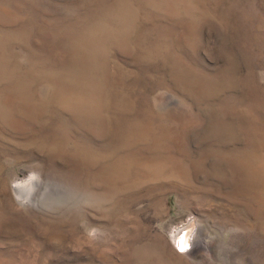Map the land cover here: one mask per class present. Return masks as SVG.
I'll return each mask as SVG.
<instances>
[{"label": "rangeland", "instance_id": "1", "mask_svg": "<svg viewBox=\"0 0 264 264\" xmlns=\"http://www.w3.org/2000/svg\"><path fill=\"white\" fill-rule=\"evenodd\" d=\"M0 264H264V0H0Z\"/></svg>", "mask_w": 264, "mask_h": 264}, {"label": "clouds", "instance_id": "2", "mask_svg": "<svg viewBox=\"0 0 264 264\" xmlns=\"http://www.w3.org/2000/svg\"><path fill=\"white\" fill-rule=\"evenodd\" d=\"M33 178H34L33 176L28 177L27 182H30L31 179H33ZM25 183H26L25 181L17 180V181H14L13 185H12L13 190H14L15 199L21 207H23L24 205H26L28 203L27 197H21L15 190L18 188L24 187ZM89 236L91 238H94L95 237V231L90 232ZM185 248H187V249L189 248L187 242L185 243Z\"/></svg>", "mask_w": 264, "mask_h": 264}, {"label": "snow or ice", "instance_id": "3", "mask_svg": "<svg viewBox=\"0 0 264 264\" xmlns=\"http://www.w3.org/2000/svg\"><path fill=\"white\" fill-rule=\"evenodd\" d=\"M188 241V236H185V237H182L181 238V241L179 242L178 244V248L181 252H185L187 251L188 249L185 248V243Z\"/></svg>", "mask_w": 264, "mask_h": 264}, {"label": "bare ground", "instance_id": "4", "mask_svg": "<svg viewBox=\"0 0 264 264\" xmlns=\"http://www.w3.org/2000/svg\"><path fill=\"white\" fill-rule=\"evenodd\" d=\"M181 228H182V227H181ZM181 228H180V229H181ZM182 229H184V228H182ZM178 230H179V229H178ZM178 230H176L174 234H176V232H177ZM191 232H192V231H191ZM181 233H182V230H181ZM181 233H180V235H182ZM177 234H179V233H177ZM178 237H179V235H178ZM174 238H175V237H174ZM181 238H182V237H181ZM191 238H192V237H191ZM191 238H190V239H191ZM189 241H190V240H188V242H189ZM191 242H192V241H191ZM196 243H197V242H196ZM193 244H195V243H193ZM193 244H192V245H193ZM192 245H191V246H192ZM192 247H193V246H192ZM194 247H195V246H194Z\"/></svg>", "mask_w": 264, "mask_h": 264}]
</instances>
